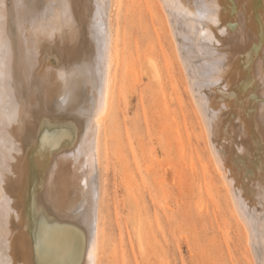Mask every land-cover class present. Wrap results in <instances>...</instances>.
<instances>
[{"label": "bare ground", "instance_id": "1", "mask_svg": "<svg viewBox=\"0 0 264 264\" xmlns=\"http://www.w3.org/2000/svg\"><path fill=\"white\" fill-rule=\"evenodd\" d=\"M121 1L0 0V264H36L37 254L61 264H98L105 194L99 142L106 121L115 118L126 55L111 28ZM159 1L212 170L231 200L252 264H260L264 0ZM64 4L70 5L66 16L58 7ZM213 5L219 25L203 15ZM58 129L70 132L68 138L41 143L44 132ZM68 224L79 235L70 237Z\"/></svg>", "mask_w": 264, "mask_h": 264}, {"label": "rangeland", "instance_id": "2", "mask_svg": "<svg viewBox=\"0 0 264 264\" xmlns=\"http://www.w3.org/2000/svg\"><path fill=\"white\" fill-rule=\"evenodd\" d=\"M111 15L126 55L115 118L106 121L99 142L105 194L98 264H252L231 200L212 170L160 1L122 0ZM66 226L70 237L79 235ZM36 264L61 263L37 254Z\"/></svg>", "mask_w": 264, "mask_h": 264}, {"label": "snow or ice", "instance_id": "3", "mask_svg": "<svg viewBox=\"0 0 264 264\" xmlns=\"http://www.w3.org/2000/svg\"><path fill=\"white\" fill-rule=\"evenodd\" d=\"M39 2V0H37V3ZM58 7H62L63 9H64V12H65V16L67 15V9L70 7V5H67V4H64V5H58ZM203 7L205 8V9H207V5L206 4H204L203 5ZM216 5H213V9L211 10V12H208V11H205V12H203V15L204 16H208V15H210L211 16V22L213 23V24H217V25H219L220 23H221V21L219 20V19H217V17H216V15H215V11H216ZM37 10H39V9H37ZM196 15H201V12H197L196 13ZM234 27L235 26H233V30H234ZM219 31H220V33H221V35H227V31H228V29H227V27H221L220 29H219ZM214 43H218L217 41H213ZM251 51V50H250ZM249 59L251 60V57H249ZM250 66V65H249ZM261 73H262V75H264V67H262V69H261ZM249 83H254L253 81H249ZM62 99H63V97H62ZM239 104L241 105V106H243V104H244V101L241 99L240 101H239ZM61 135V130H57V131H55V132H52V133H48V132H44L43 133V136H42V139H41V143L43 144V143H46V142H51L52 143V145L53 146H55V144L57 143V141H58V137ZM239 151H243V149L241 148V149H239ZM83 184H84V187H85V189H87V187H88V181H87V179H85L84 181H83ZM260 264H264V258H262L261 259V261H260Z\"/></svg>", "mask_w": 264, "mask_h": 264}]
</instances>
